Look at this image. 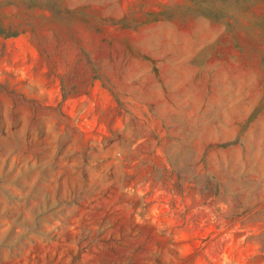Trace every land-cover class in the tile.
<instances>
[{
  "label": "rangeland",
  "instance_id": "rangeland-1",
  "mask_svg": "<svg viewBox=\"0 0 264 264\" xmlns=\"http://www.w3.org/2000/svg\"><path fill=\"white\" fill-rule=\"evenodd\" d=\"M0 264H264V0H0Z\"/></svg>",
  "mask_w": 264,
  "mask_h": 264
},
{
  "label": "trees",
  "instance_id": "trees-1",
  "mask_svg": "<svg viewBox=\"0 0 264 264\" xmlns=\"http://www.w3.org/2000/svg\"><path fill=\"white\" fill-rule=\"evenodd\" d=\"M215 1H219V2H227L229 0H215ZM239 3V2H238Z\"/></svg>",
  "mask_w": 264,
  "mask_h": 264
}]
</instances>
